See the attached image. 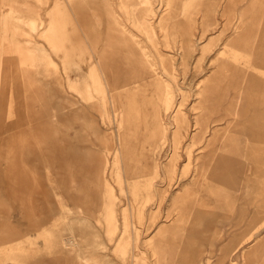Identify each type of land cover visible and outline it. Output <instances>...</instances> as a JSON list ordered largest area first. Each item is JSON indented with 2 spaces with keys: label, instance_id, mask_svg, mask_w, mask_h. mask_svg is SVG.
I'll list each match as a JSON object with an SVG mask.
<instances>
[{
  "label": "rangeland",
  "instance_id": "rangeland-1",
  "mask_svg": "<svg viewBox=\"0 0 264 264\" xmlns=\"http://www.w3.org/2000/svg\"><path fill=\"white\" fill-rule=\"evenodd\" d=\"M55 1L0 0V264H264V0H59L46 40Z\"/></svg>",
  "mask_w": 264,
  "mask_h": 264
},
{
  "label": "bare ground",
  "instance_id": "bare-ground-1",
  "mask_svg": "<svg viewBox=\"0 0 264 264\" xmlns=\"http://www.w3.org/2000/svg\"><path fill=\"white\" fill-rule=\"evenodd\" d=\"M69 2L73 5V7H76L77 4L80 2V0H69ZM63 8L62 6V3H59V0H56L55 1V5H54V8L52 10V16H51V21L49 23V26L47 27L46 31L44 32V38L46 40L50 39L51 37H53V35L57 32H59V28H60V22L61 20L59 21V18H58V15L61 11V9ZM64 9V8H63ZM106 9V8H105ZM63 12V11H62ZM66 13V12H65ZM62 14V13H61ZM60 14V15H61ZM210 16L211 15V12H207L206 13V16ZM66 16V15H65ZM106 16H107V22H108V29H107V35H106V40H105V50L99 55V63L102 65V68H103V71L106 75H113L114 78L117 77V75L120 73L121 71V68L123 67V64H120L119 62H125L126 64L128 63L127 62V56L125 55H122V52L125 51V52H128V48H127V45H128V39H125L124 41L121 40L119 42H117V39L115 40L114 37L115 35L117 36V29H118V26L116 25V22L112 16V13L109 9V7L107 8L106 10ZM66 18V17H64ZM63 18V19H64ZM99 20V18H97ZM65 20V19H64ZM66 22V21H65ZM64 25V23H63ZM62 26V25H61ZM69 26L70 23H69ZM92 26V25H91ZM66 27V26H65ZM65 27H63V29H65ZM31 32H34L36 30V27L31 24ZM61 29V28H60ZM73 29V28H72ZM62 31V30H61ZM72 31V30H71ZM60 35V33H57ZM56 34V35H57ZM13 35V34H12ZM55 35V36H56ZM63 35V34H62ZM64 35H65V32H64ZM67 35V34H66ZM65 35V36H66ZM72 36V35H71ZM58 37V36H57ZM70 37V36H69ZM75 37V36H74ZM72 38V37H71ZM59 39V38H58ZM65 39V38H64ZM63 39V40H64ZM75 40V39H74ZM56 41H59V40H56ZM61 41V40H60ZM68 41H70L68 39ZM67 42V40H66ZM74 42V41H73ZM72 42V43H73ZM61 42H59L58 44H60ZM63 43V42H62ZM74 45H76L74 43ZM59 47H62L63 49V45H59ZM69 47V46H68ZM79 47V46H78ZM95 48V46H94ZM69 49V48H68ZM65 50V49H64ZM67 51V50H66ZM69 51V50H68ZM67 53V52H66ZM127 54V53H126ZM109 60H108V58ZM110 61V63H109ZM238 71V70H237ZM90 77L92 80H96V74H95V70L94 68L91 69V72H90ZM124 90V89H123ZM121 91V89L119 90ZM83 98L86 99V101L89 103V104H92L93 103V100L92 98H90V96L88 94H84V96H82ZM125 110H127V108H125ZM75 184H77L76 182H74V180L70 181V185L73 187ZM76 191V190H75ZM69 196V195H68ZM258 253L256 252V255ZM257 259V258H253V259H250L248 260L249 261V264H253L254 263V260Z\"/></svg>",
  "mask_w": 264,
  "mask_h": 264
},
{
  "label": "crops",
  "instance_id": "crops-1",
  "mask_svg": "<svg viewBox=\"0 0 264 264\" xmlns=\"http://www.w3.org/2000/svg\"><path fill=\"white\" fill-rule=\"evenodd\" d=\"M8 19H6V22H5L4 21V15H2V14L0 15V26H2L1 32L3 34V38L6 37L5 35L8 34L9 26H14L13 30L11 32H12V34L16 33L15 21H12L9 25V22L7 21ZM45 29H46V27H45ZM45 29H44V31H45ZM25 33H29V35L31 33V37H32V33H34V32H30V29L28 28V30ZM79 34L83 40L84 36L81 33H79ZM14 39H15V37H14ZM25 39H26L27 45L33 46L32 44H28L27 37ZM84 43L86 45H88V43L86 41ZM21 53L23 55L24 52L22 51ZM21 53H20V56H21ZM44 164H45L44 160L38 159V160H36V162L34 164L31 163L26 168V172H27L26 203H27V208H28V215H27V226H26V234L25 235H28L27 233L31 229V226H41V225L45 224V218L41 216L43 208L46 205V201H47V194H45V188L47 187V180H46L47 175H46V170H44V168H45ZM38 171H40V172H38ZM38 173H39V175H38ZM36 198H38L40 200V204H41V208L39 209L38 212H36ZM10 245H11V240L9 238V232L5 229L0 230V258H4V257H6V258L11 257L12 258L14 256L15 250L12 251V250H8V249H4L5 247H8ZM9 253H10V255H9Z\"/></svg>",
  "mask_w": 264,
  "mask_h": 264
}]
</instances>
